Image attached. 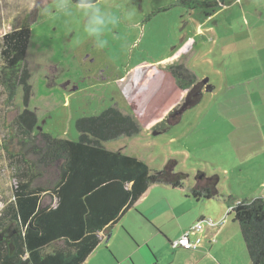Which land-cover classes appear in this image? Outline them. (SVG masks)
Here are the masks:
<instances>
[{
  "label": "rangeland",
  "instance_id": "obj_1",
  "mask_svg": "<svg viewBox=\"0 0 264 264\" xmlns=\"http://www.w3.org/2000/svg\"><path fill=\"white\" fill-rule=\"evenodd\" d=\"M181 1L99 0L102 9L117 17V23L105 29L106 43L100 47L84 32L82 14H57L55 0H0V70L3 36L28 23L26 65L32 94L27 109L38 118L33 142L23 145L15 125L26 109L22 89L9 103L0 87V240L10 241L18 233L4 216L27 169L25 162L37 161L31 152L19 155L31 145L43 148L42 132L77 141L76 121L111 107L137 116L140 132L104 143L106 149L143 160L151 173L174 167L178 175L173 180L183 179L184 193L205 174L221 179V193L245 198H252L254 191L264 194V101L258 100H264V0H216L221 4L215 8H193L195 0ZM37 6L47 7L50 14L39 15ZM181 56L199 81L208 80L216 90L204 89L177 124L161 131L158 124L189 93H180L166 76ZM231 96L250 97L255 117L241 103L219 105V99ZM237 144L259 148L241 157L232 149ZM37 171L41 176L34 187L51 189L59 179L56 166L38 165ZM42 203L48 205L50 198L43 197ZM230 219L233 222L232 215Z\"/></svg>",
  "mask_w": 264,
  "mask_h": 264
},
{
  "label": "trees",
  "instance_id": "obj_2",
  "mask_svg": "<svg viewBox=\"0 0 264 264\" xmlns=\"http://www.w3.org/2000/svg\"><path fill=\"white\" fill-rule=\"evenodd\" d=\"M218 2L195 0L191 5L215 8ZM30 39L31 27L25 23L3 36L1 50L4 65L0 70V87L6 91L9 103L16 98L18 89H22L26 109L15 125L23 136V145L34 139L32 134L38 130L36 114L27 109L32 94L31 75L26 65ZM168 73L180 93H189L186 101L158 124L161 131L177 124L182 113L200 101L203 90L211 89L207 81H199L185 62L172 65ZM194 92L198 94L196 97L192 95ZM75 128L79 135L77 141L42 132L39 135L44 147L31 145L26 153L19 155L24 158L31 152L37 161L25 162L27 169L19 177L12 205L4 216L18 233L10 241L0 240V264H83L100 245L101 234L108 236L126 211L152 186L183 188V179L173 180L178 175L174 167L167 165L162 171L151 173L143 160L103 146L106 142L139 134L140 126L132 115L111 107L99 115L78 119ZM38 165L58 168L59 179L51 189L33 186L41 176ZM201 176L200 182L191 189L193 198H225L217 189L218 176ZM45 196L50 198V203L43 206ZM225 201L232 209L229 215L240 227L250 264H264V198L237 203L230 196Z\"/></svg>",
  "mask_w": 264,
  "mask_h": 264
},
{
  "label": "crops",
  "instance_id": "obj_3",
  "mask_svg": "<svg viewBox=\"0 0 264 264\" xmlns=\"http://www.w3.org/2000/svg\"><path fill=\"white\" fill-rule=\"evenodd\" d=\"M218 4L220 5L221 1ZM184 56H181L177 62H185ZM166 76L172 79L169 73ZM157 80L158 78L151 81ZM208 86L211 89L205 91L214 93L216 87ZM219 100V105L241 103L247 106L245 107L247 114L255 117L254 108L251 107L253 101L250 97L245 99L231 96ZM134 117L138 119L137 116ZM240 145L237 144L239 147L232 145V149L241 157L259 148L257 144ZM220 180L219 178L218 191H221ZM195 186L193 184L191 189ZM184 190L185 186L181 189L152 186L132 208L126 211L120 221L112 227L108 236L101 234L100 245L83 264H250L240 227L234 221L231 222L232 219L228 220L230 208L225 199L232 196L238 200L237 203H240L264 198V194L254 191L250 193L253 195L252 198H245L235 197L230 192H222L224 199L196 200L191 196V190L187 193H184ZM206 220H211L213 226L206 225L200 234L191 237L195 244L194 249H175L172 246V243L189 228Z\"/></svg>",
  "mask_w": 264,
  "mask_h": 264
},
{
  "label": "clouds",
  "instance_id": "obj_4",
  "mask_svg": "<svg viewBox=\"0 0 264 264\" xmlns=\"http://www.w3.org/2000/svg\"><path fill=\"white\" fill-rule=\"evenodd\" d=\"M39 8V6H37ZM54 8L57 14L72 16L80 13L85 18L84 32L91 38L96 39L98 45L103 47L106 43L102 39L105 29L109 25L117 23V17L105 11L97 3V0H55ZM50 9L39 8V15L47 16Z\"/></svg>",
  "mask_w": 264,
  "mask_h": 264
},
{
  "label": "built area",
  "instance_id": "obj_5",
  "mask_svg": "<svg viewBox=\"0 0 264 264\" xmlns=\"http://www.w3.org/2000/svg\"><path fill=\"white\" fill-rule=\"evenodd\" d=\"M232 209H229V212H231ZM223 224V223H221ZM209 225L213 226V222L211 220H206L203 222H199L189 228L178 240L174 241L172 243V246L176 248H182L184 250H192L195 247L194 242H192L191 237L196 236L197 234H200L204 230V226ZM213 242H215L214 239H212Z\"/></svg>",
  "mask_w": 264,
  "mask_h": 264
},
{
  "label": "water",
  "instance_id": "obj_6",
  "mask_svg": "<svg viewBox=\"0 0 264 264\" xmlns=\"http://www.w3.org/2000/svg\"><path fill=\"white\" fill-rule=\"evenodd\" d=\"M208 82V81H207Z\"/></svg>",
  "mask_w": 264,
  "mask_h": 264
}]
</instances>
